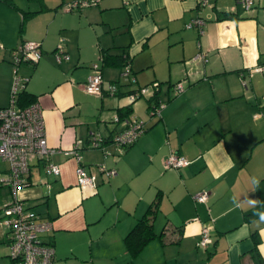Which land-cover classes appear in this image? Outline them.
Masks as SVG:
<instances>
[{"label":"crops","instance_id":"1","mask_svg":"<svg viewBox=\"0 0 264 264\" xmlns=\"http://www.w3.org/2000/svg\"><path fill=\"white\" fill-rule=\"evenodd\" d=\"M70 1L0 0V107L10 101V51L25 41L41 44L40 61L21 64L19 73L28 77L25 91L42 107L51 147L66 150L90 131L108 136L123 129L112 118L129 104L125 95L96 96L84 89L91 65L102 64L106 55L130 60L136 83L121 93L158 81L165 105L160 116L149 117L148 100L143 107L139 100L131 104V114L144 118L146 129L126 151L81 150L94 189L77 185V162L62 153L51 158L60 166L56 176L42 162L31 165L29 185L17 196L50 222L44 240L54 247L52 264L264 263V223H258L264 213V115H256L264 98L254 82L264 73L258 71L264 69V0L249 11L238 0H209L206 6L200 0H88L91 6L66 10ZM23 12L36 13L20 31ZM224 12L235 18L218 20ZM196 17L205 21L202 33L186 27ZM59 43L68 55L61 63L53 53ZM201 52L206 60L197 58ZM102 73L105 86L120 81L117 65H105ZM177 83L183 85L179 94L173 90ZM171 153L189 164L165 168ZM0 161L7 164L2 184L9 165ZM99 165L115 174L106 175ZM127 170L144 176L135 189L129 185L134 178L123 179ZM252 178L259 180L255 192ZM159 191L154 229L164 237L132 258L124 237ZM200 191L208 193L205 202L194 199ZM233 197L258 203L236 207ZM206 225L213 243L204 249L197 241ZM8 231H0V264H9Z\"/></svg>","mask_w":264,"mask_h":264},{"label":"built area","instance_id":"2","mask_svg":"<svg viewBox=\"0 0 264 264\" xmlns=\"http://www.w3.org/2000/svg\"><path fill=\"white\" fill-rule=\"evenodd\" d=\"M244 11L253 8L256 0H238ZM85 0L75 1L66 6V10L86 6ZM209 0H200L198 5H210ZM204 19L196 17L191 19L186 27H197L198 32H203ZM42 55L40 43L25 41L17 48L11 50L10 61L14 66V76L11 82L9 105L0 107V160L8 163L9 168L1 182L7 186L13 195V199L0 208V223L9 230L8 253L9 264H52L55 259V250L50 242L44 240V236L51 230L49 221L43 219L37 212L28 207L25 201L18 198L20 189L29 185L28 175L31 165L42 162L44 170L49 175H58L60 166L51 158L56 153H62L68 158H74L77 162L75 168L76 182L81 188L94 189V177L80 163V152L84 149H100L107 153L108 146L121 152L132 145L146 129L144 118L129 116L119 118L115 115L112 122L120 124L123 129L112 134L111 137L98 131H90L86 139H78L73 146L66 150L51 147L47 143L45 120L41 105L35 101L25 106H18L17 99L21 91L26 87L28 77L21 75L18 70L21 64L36 63ZM206 53H199L197 58L206 60ZM54 57L58 63L68 59L63 46L59 43L54 51ZM263 71V68H258ZM121 77L127 87L136 83V78L126 63L121 71ZM244 85L245 81L242 82ZM124 87V86H123ZM160 83L155 81L145 85L135 86L124 93L129 105L144 98L148 100L147 114L149 117L161 115L164 103L156 101V92L160 90ZM87 93L103 96L116 95L119 87L115 83L104 85V78L99 63H93L91 72L84 85ZM183 91V85L177 83L174 86L175 94ZM184 156L171 153L165 160L164 166L168 169H178L189 164ZM98 169L106 175L115 174V170L107 169L99 165ZM208 198L206 191H200L194 195L198 202H205ZM213 243L209 226H203L197 241V246L207 248Z\"/></svg>","mask_w":264,"mask_h":264},{"label":"trees","instance_id":"3","mask_svg":"<svg viewBox=\"0 0 264 264\" xmlns=\"http://www.w3.org/2000/svg\"><path fill=\"white\" fill-rule=\"evenodd\" d=\"M37 1H39L42 4V0H37ZM86 2H88V4L86 6H91L92 5L91 2H89V1H86ZM11 5H13V4L11 3ZM74 9H77V8H74ZM34 13H36V12H23V18H22V21H21V24H20V31L23 30V28L25 26L26 19L29 18L30 16L34 15ZM229 18H235V15L224 12V13H220L217 16V19L218 20L229 19ZM40 48H41V44H40ZM55 50H56V48L54 49V51ZM41 52H42V49H41ZM41 57H42V55H41ZM41 57H40V59H41ZM40 59L38 60V62L40 61ZM9 62L12 65V63L10 61V56H9ZM38 62H36V63H28V64L34 66ZM94 63H99V62H94ZM126 63H128L130 65V60H129V58H128V56L126 54H123L122 55V58H120L118 61H116V58L115 57H112L110 55H106L103 58V60H102V64H100V63L99 64L101 65V69L105 65H117V66H119L121 68V71H122V68L124 67V65ZM13 68H14V66H13ZM130 70H131V67H130ZM18 72H19V70H18ZM131 72H132V70H131ZM112 83L117 84L118 87H119V91L116 93V95L124 94V93H121L120 92L121 91V88L123 86L126 87L125 82L123 81V79L121 77V74H120V81H116V82H112ZM159 83H160V87H161V82H159ZM174 86H175V84L173 85V90H174ZM159 91L156 92V98L155 99H156V101H159V102L163 103L158 98ZM35 101H36V97L34 95L26 92L25 89L19 93L18 99H17V103H19V105H21V106L28 105V104H30L32 102H35ZM131 113H132V108H131V105H129V104L126 107L119 108L117 110V115L119 116V118H123V117L129 116ZM108 136L111 137L112 135H108ZM132 145H129L123 151H126ZM161 200H162V192L159 191L156 194V197L154 198V200L149 204V206H148L145 214L142 217H140L139 219H137V221L134 224V226L132 227V229L124 237V244L126 246V249H127L128 253H129V255L132 258H134L135 256H137L141 252V250L149 242H151L152 240H154V239L162 240L163 239L164 234L162 232L157 233L155 231V229H154V220H155V217H156V215L158 213ZM9 236H10V234H9ZM255 264H264V263L262 262V260H259V262L256 261Z\"/></svg>","mask_w":264,"mask_h":264},{"label":"rangeland","instance_id":"4","mask_svg":"<svg viewBox=\"0 0 264 264\" xmlns=\"http://www.w3.org/2000/svg\"><path fill=\"white\" fill-rule=\"evenodd\" d=\"M75 1H80V0H72V1H70L69 3H67V4H71V3H73V2H75ZM85 1H88V0H85ZM66 4V5H67ZM33 7L34 8H37L38 7V5L37 4H33ZM88 8V7H87ZM78 9V8H77ZM74 13H79L80 11L79 10H75V11H73ZM264 70V69H263ZM261 72H263V71H261ZM264 74V73H263ZM263 74L262 73H260L259 75H260V77H255L254 78V82L255 81H257L258 80V84L256 85L255 84V90H256V93H257V95H258V97L261 99V98H264V76H263ZM259 78V79H258ZM254 82H253V85H254ZM128 100V99H127ZM145 103V105H146V102H145V99L144 98H142V99H140L139 101H138V106L139 107H143V104ZM258 103L260 104V107H261V105H262V107L260 108V107H257V111H256V115H260L261 114V112H262V115H264V102L262 101L261 102V100H258ZM256 105L258 106V104L256 103ZM256 122H260V121H256ZM257 125V124H256ZM6 166H7V164L6 163H3L2 161H0V176H1V171L4 169V168H6ZM136 173V172H135ZM130 178H134V179H132V180H130ZM123 179L124 180H126V179H128V180H130L131 182H130V186H131V188H134L135 189V187H136V185H137V182H138V180H143L144 179V176H139L138 178L136 177V176H133V173H131V172H129L128 170L127 171H125V173L123 174ZM129 186V187H130ZM12 193H11V191L8 189V187H5V186H2V184L0 183V208H2L3 207V205L5 204V203H7L8 201H10V200H12ZM156 225V229H157V231H159V224L158 223H156L155 224ZM5 227V226H4ZM4 227H0V231H1V229H4ZM6 228V227H5ZM4 246L3 245H1V247L0 248H3ZM3 251H1L0 250V253H2Z\"/></svg>","mask_w":264,"mask_h":264},{"label":"clouds","instance_id":"5","mask_svg":"<svg viewBox=\"0 0 264 264\" xmlns=\"http://www.w3.org/2000/svg\"><path fill=\"white\" fill-rule=\"evenodd\" d=\"M251 184L253 185L252 192H255V190L258 189V187H259V180L256 178H252ZM242 202H246L249 206L255 207L258 203V200L251 199V198H245L244 201H242ZM242 202L238 201L236 197H233V203L235 204L236 207H240V204ZM258 223H264V213H261L259 215Z\"/></svg>","mask_w":264,"mask_h":264}]
</instances>
